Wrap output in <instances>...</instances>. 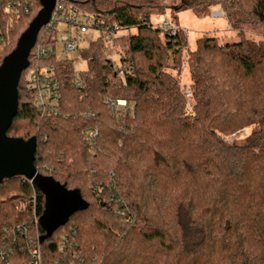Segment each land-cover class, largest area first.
Segmentation results:
<instances>
[{
	"label": "trees",
	"instance_id": "trees-1",
	"mask_svg": "<svg viewBox=\"0 0 264 264\" xmlns=\"http://www.w3.org/2000/svg\"><path fill=\"white\" fill-rule=\"evenodd\" d=\"M186 7L220 11L240 41L203 36L190 50L182 32L155 26L154 0H66L99 32L77 75L57 57V25L40 32L49 51L31 52L8 136L36 137L39 173L79 189L89 208L40 243L44 196L24 177L4 180L0 264H34V250L42 264H264V0ZM41 9L0 0V66Z\"/></svg>",
	"mask_w": 264,
	"mask_h": 264
},
{
	"label": "water",
	"instance_id": "water-1",
	"mask_svg": "<svg viewBox=\"0 0 264 264\" xmlns=\"http://www.w3.org/2000/svg\"><path fill=\"white\" fill-rule=\"evenodd\" d=\"M57 0H40L42 9L21 35L15 50L0 66V185L4 180L24 177L44 196V211L38 224L44 231L40 243L49 239L70 218L89 208L79 189H68L52 176L39 173L35 166L37 138L28 141L8 136L19 109V84L30 66V55L40 32L51 20Z\"/></svg>",
	"mask_w": 264,
	"mask_h": 264
},
{
	"label": "rangeland",
	"instance_id": "rangeland-1",
	"mask_svg": "<svg viewBox=\"0 0 264 264\" xmlns=\"http://www.w3.org/2000/svg\"><path fill=\"white\" fill-rule=\"evenodd\" d=\"M154 1L156 5L159 6V10L156 15L153 16V23L155 26L161 27L166 19L170 25L169 28H172L173 32H182L184 36H186L188 39V49L190 50L195 49L197 40L203 36L217 38L220 44H233L240 41V37L237 35L238 32L233 30L226 16L222 13L219 14L220 11L218 10L213 8L207 10L187 9L186 6H190L193 0ZM57 29V34L53 35L52 38L53 41H56L55 51L58 59L73 60L77 75L86 71L87 62L81 57L80 49L87 48L89 41L96 39L99 36V32L95 29H91L87 34L75 35L76 41L74 42V46L76 47V50L68 52L65 43L62 41V37L68 34V26L61 22ZM243 32L247 38L259 40L262 34V29L248 25ZM43 34L44 30L42 31L41 36ZM49 37L50 34H47L44 41H48ZM115 61L118 63V58H115ZM183 69V83L190 85L191 78L189 68L185 65ZM188 96L190 97L191 94H188ZM248 135L249 132L246 130L239 134V136H236V140L244 141Z\"/></svg>",
	"mask_w": 264,
	"mask_h": 264
},
{
	"label": "built area",
	"instance_id": "built-area-1",
	"mask_svg": "<svg viewBox=\"0 0 264 264\" xmlns=\"http://www.w3.org/2000/svg\"><path fill=\"white\" fill-rule=\"evenodd\" d=\"M26 12H28V11L26 10ZM219 14H221V12ZM63 21L65 22V24L67 23V24L71 25V27L68 28V32H67L68 34H66L62 37V41L65 43L66 50L68 52H72V51L76 50V47L74 46V42L76 41L75 35L76 34L77 35L87 34V33H89L90 29H89L88 24L83 23V21H81V19L78 18L74 14L72 9L71 10L66 9V0H57L54 12H53L51 20H50V23L46 27L53 29L55 25H57V27H58V25ZM46 27H44V28H46ZM169 27H170V25H169L168 21L165 19L164 23L161 25V28L166 30ZM114 36H115V33L113 31L111 32V30H107L105 32V37L107 38V40H111ZM35 47H37V49H36V58L37 59L45 57L49 51V48H46L41 44H39V45L36 44ZM45 100H46V98L43 97V95L41 94L40 95V103L43 104ZM107 104L110 108H113V109H117L120 106H126L125 101L114 102V101L109 100V101H107ZM32 260H33L34 264H42V255H41V252L39 250H34L32 252Z\"/></svg>",
	"mask_w": 264,
	"mask_h": 264
}]
</instances>
